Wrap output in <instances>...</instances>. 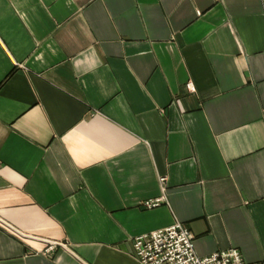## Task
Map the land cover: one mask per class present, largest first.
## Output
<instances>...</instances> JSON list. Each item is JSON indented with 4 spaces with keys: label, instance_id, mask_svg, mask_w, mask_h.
I'll list each match as a JSON object with an SVG mask.
<instances>
[{
    "label": "crops",
    "instance_id": "1",
    "mask_svg": "<svg viewBox=\"0 0 264 264\" xmlns=\"http://www.w3.org/2000/svg\"><path fill=\"white\" fill-rule=\"evenodd\" d=\"M177 221L264 263V0H0V264H140Z\"/></svg>",
    "mask_w": 264,
    "mask_h": 264
},
{
    "label": "built area",
    "instance_id": "2",
    "mask_svg": "<svg viewBox=\"0 0 264 264\" xmlns=\"http://www.w3.org/2000/svg\"><path fill=\"white\" fill-rule=\"evenodd\" d=\"M188 88L194 90L193 83H188ZM160 186L166 190V177L159 178ZM164 202V196L151 200H144L143 205L154 208ZM195 235L184 223L177 221L169 227L155 229L153 232L141 234L133 240L136 258L140 264H264L263 262H248L242 257L237 247L227 250H217L209 255H198ZM56 242L50 243L45 248L46 254H51L56 249ZM65 248L67 244L61 243Z\"/></svg>",
    "mask_w": 264,
    "mask_h": 264
}]
</instances>
